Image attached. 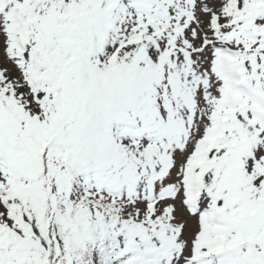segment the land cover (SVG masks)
Returning a JSON list of instances; mask_svg holds the SVG:
<instances>
[{"label": "snow or ice", "instance_id": "1", "mask_svg": "<svg viewBox=\"0 0 264 264\" xmlns=\"http://www.w3.org/2000/svg\"><path fill=\"white\" fill-rule=\"evenodd\" d=\"M0 264H264V0H0Z\"/></svg>", "mask_w": 264, "mask_h": 264}]
</instances>
